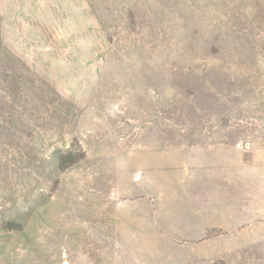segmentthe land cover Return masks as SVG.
Returning <instances> with one entry per match:
<instances>
[{
	"label": "rangeland",
	"instance_id": "374dc122",
	"mask_svg": "<svg viewBox=\"0 0 264 264\" xmlns=\"http://www.w3.org/2000/svg\"><path fill=\"white\" fill-rule=\"evenodd\" d=\"M0 264H264V0H0Z\"/></svg>",
	"mask_w": 264,
	"mask_h": 264
},
{
	"label": "trees",
	"instance_id": "16d2710c",
	"mask_svg": "<svg viewBox=\"0 0 264 264\" xmlns=\"http://www.w3.org/2000/svg\"><path fill=\"white\" fill-rule=\"evenodd\" d=\"M63 165V164H62Z\"/></svg>",
	"mask_w": 264,
	"mask_h": 264
}]
</instances>
